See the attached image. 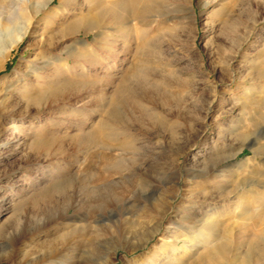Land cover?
<instances>
[{
	"label": "rangeland",
	"instance_id": "374dc122",
	"mask_svg": "<svg viewBox=\"0 0 264 264\" xmlns=\"http://www.w3.org/2000/svg\"><path fill=\"white\" fill-rule=\"evenodd\" d=\"M89 4L0 23V264H245L264 234V0H152L132 40L125 24L62 38L61 13ZM61 78L76 87L51 95ZM123 78L156 113L111 102ZM109 116L124 129H98ZM209 156L224 161L202 177ZM211 210L227 252L206 259L188 232Z\"/></svg>",
	"mask_w": 264,
	"mask_h": 264
},
{
	"label": "bare ground",
	"instance_id": "6f19581e",
	"mask_svg": "<svg viewBox=\"0 0 264 264\" xmlns=\"http://www.w3.org/2000/svg\"><path fill=\"white\" fill-rule=\"evenodd\" d=\"M51 1L52 0H0V23L5 22V21L6 22H13L14 19L22 17L23 16L22 14H24V13L30 12V13H33L35 16L42 11L49 10L51 8L50 7ZM151 1L152 0H90L89 8L87 9L88 11H85V13L84 12L76 13L74 10H71V9H66L63 13H61V23L57 24L58 26H57L56 30H57V33L61 34V37L64 38V37H67L68 35H71V34L78 32L80 30H85V32L88 33L97 27H104V26H108V25L116 26V25L125 24L126 29L121 30V31L124 32V34H125L124 36H126L128 40H132L131 37H132V35H134L133 32L137 33V31L140 28V26L138 27V23L135 21L137 20V18L142 17L141 15L144 14L146 9L148 8L149 2H151ZM30 16H31V14H30ZM145 17H146V15H145ZM32 27H34L33 24L29 26V28H31V29H32ZM141 33L145 35L147 32L144 29V31H142ZM138 37H140V36H138ZM142 38H144V36ZM142 38H140V39H142ZM65 49L68 52V55L70 57H74L76 60L84 59V60L90 61L89 62L90 65L93 63H96V59L92 54L88 55V54H85V52H83V51H82L83 53L79 52V51H75L76 48L73 45L68 46V44H67L65 46ZM161 52H162V50H161ZM8 56H9V53H5V54H2L0 56L1 57L0 58V69L3 68L2 61L4 59H7ZM70 57H68V58H70ZM68 58L66 59L68 61V63H64L63 60H65V59H63L62 57L60 60H57V62H59L58 67L61 69L59 71H61V73H64V71H66V70L70 71V69L72 68L71 71L73 73H76L78 68L75 66H70L71 64H70V61ZM56 68H57V66H56ZM65 74H67V73H65ZM59 75H60V72H59ZM109 75H111L113 77L115 74H113V75L109 74ZM47 77H48V75H47ZM45 79H46V77H45ZM63 79L64 78H61V81L58 82L59 86L51 92V95L54 96V95L61 94V97H62L64 94L68 93L69 91L73 90L76 87V84L68 83V82L64 81L66 79V77L64 80ZM115 80H117V78ZM124 81L125 80L123 78V80L116 83V89L110 95H108L111 98L110 99L111 102H113V103L117 102V104H119L122 102L131 101V103L136 108L143 110L144 111L143 113H147L148 115H153L154 113L157 112L156 110H154L152 108H148V105H151V104H149V101L146 99V97L137 99L136 97L135 98L132 97V93H127V89H126V87H124L125 86ZM40 85H41V87L45 86V83L41 81ZM111 85L113 86V85H115V83L111 84ZM104 86L103 85L96 86L94 84L92 86L91 90L98 95L99 94H105L107 96L108 93L106 92ZM42 93H43V91H42ZM38 94L40 95V93H38ZM101 97H99V98L101 99ZM28 102H30V101H28ZM112 113L113 112L109 111V114H112ZM112 117L113 116H109L107 118V120H102L101 123H99L98 129L103 130L104 128H106L107 131H108V128H111V127L113 129H117V130L124 129L122 124L116 118L114 119ZM254 152L257 153L258 149H255ZM216 157H218V156H216ZM216 157L215 156H213V157L209 156V157H206L203 159L202 164L199 166L204 171L203 174L201 175L202 177H210V176L215 175V172H217V170H218L219 163H222L224 161V158L223 159L221 158L219 160ZM247 165L250 166V163H247ZM245 201L246 200L241 202L240 207H239L240 217H244L247 215L249 216L250 215L249 213H251L250 212V210H251L250 202H249V204H246ZM262 202L264 203V200H262ZM233 212L235 213V211H233ZM216 213H219V211ZM219 214L220 215H215V211H213V210L209 211L203 218H201V220H199V221H201V222H198L201 224L200 228L191 229L188 232V234H190V236H191L190 241L193 243V247H195V249H197V247H198V249H199V247L204 248V250L202 251L203 253L199 252V251H197V252H199L200 256L202 254L203 258H206V259L212 258V257L216 256L217 254H225L227 252L228 237L222 232V230L220 228L219 221L213 220V218H215V217L219 218L220 216H224L226 214V212L222 211ZM236 218L237 219L231 223L233 226H236L238 224L239 216L237 215ZM1 233L2 232L0 231V234ZM263 233H264V231H263ZM71 239L68 238L66 241L70 242ZM263 242H264V234L255 242L253 247L248 251L246 258H245V264H251V262L253 261V259L255 257H260V258L263 257V255H264V246L262 244ZM66 244H67V242H66ZM207 253H208V255H207ZM182 263H183V260H181V259L176 260V264H182ZM168 264H172V263H168Z\"/></svg>",
	"mask_w": 264,
	"mask_h": 264
}]
</instances>
